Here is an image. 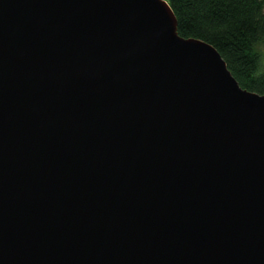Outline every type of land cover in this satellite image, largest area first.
I'll use <instances>...</instances> for the list:
<instances>
[{
	"label": "water",
	"instance_id": "water-1",
	"mask_svg": "<svg viewBox=\"0 0 264 264\" xmlns=\"http://www.w3.org/2000/svg\"><path fill=\"white\" fill-rule=\"evenodd\" d=\"M164 0H0V264H264V95Z\"/></svg>",
	"mask_w": 264,
	"mask_h": 264
},
{
	"label": "trees",
	"instance_id": "trees-1",
	"mask_svg": "<svg viewBox=\"0 0 264 264\" xmlns=\"http://www.w3.org/2000/svg\"><path fill=\"white\" fill-rule=\"evenodd\" d=\"M183 38L213 46L239 86L264 95V0H164Z\"/></svg>",
	"mask_w": 264,
	"mask_h": 264
},
{
	"label": "rangeland",
	"instance_id": "rangeland-1",
	"mask_svg": "<svg viewBox=\"0 0 264 264\" xmlns=\"http://www.w3.org/2000/svg\"><path fill=\"white\" fill-rule=\"evenodd\" d=\"M262 61H263V63H264V49H263V51H262Z\"/></svg>",
	"mask_w": 264,
	"mask_h": 264
}]
</instances>
